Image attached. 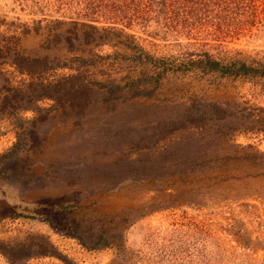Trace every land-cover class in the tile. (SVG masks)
<instances>
[{
    "label": "rangeland",
    "instance_id": "374dc122",
    "mask_svg": "<svg viewBox=\"0 0 264 264\" xmlns=\"http://www.w3.org/2000/svg\"><path fill=\"white\" fill-rule=\"evenodd\" d=\"M128 43L264 65V0H0V264H264V79Z\"/></svg>",
    "mask_w": 264,
    "mask_h": 264
},
{
    "label": "trees",
    "instance_id": "16d2710c",
    "mask_svg": "<svg viewBox=\"0 0 264 264\" xmlns=\"http://www.w3.org/2000/svg\"><path fill=\"white\" fill-rule=\"evenodd\" d=\"M89 37V36H88ZM132 50V59L146 63L149 66L155 67L154 69L159 70L157 74H154V81L157 80L162 73L164 72H177V71H188L190 69H198L201 72L206 73H218L220 75H230V76H256L264 79V65L250 66L246 65L242 61L231 62L227 65L221 64V62L213 59L210 55L203 52L201 54L194 55V58L191 55L184 57V59H179V61H171L167 59H153L150 56L142 52L135 44L128 43L126 44ZM68 79H70L68 77ZM67 79V80H68ZM70 82V81H69ZM72 86V85H71ZM102 89L105 91V96L103 102L106 103L108 100L113 99V93L117 92L118 87H111V85H103ZM44 88H40L41 94H48L44 91ZM69 109L74 110L76 113H81L84 108L87 106L86 103H83L76 95L74 91L69 92ZM141 92L136 95H140ZM6 157H11V150L6 154ZM97 242L93 244L96 247ZM105 245V244H103Z\"/></svg>",
    "mask_w": 264,
    "mask_h": 264
}]
</instances>
